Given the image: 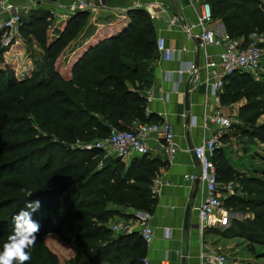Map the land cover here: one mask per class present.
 <instances>
[{
  "label": "trees",
  "instance_id": "obj_1",
  "mask_svg": "<svg viewBox=\"0 0 264 264\" xmlns=\"http://www.w3.org/2000/svg\"><path fill=\"white\" fill-rule=\"evenodd\" d=\"M203 1L231 37L264 35V0ZM88 18V13H77L50 41L49 12L42 6L29 11L22 16L21 35L42 50L47 70L19 80L15 69L20 58L0 67V250L12 232V217L28 200L39 199L41 208L33 218L41 228L26 264H58L45 245L49 234L76 252L68 264H144L147 245L141 232L115 235L109 224L122 218L121 208L153 214L154 180L168 163L145 155L129 164L109 160L100 168V151L72 146L106 138L112 129L129 131L137 123L163 122L149 114L143 95L159 60L156 29L144 9L125 11L70 54L66 67L58 64ZM22 45L4 48L0 38V62L7 52L19 53ZM242 99L248 101L239 111L245 125L242 136L251 146L264 145V123H259L264 118V82H255L250 74L228 77L220 105L229 107ZM226 139L225 134L222 142ZM213 160L220 184L236 186L224 207L256 215L251 227L234 220L224 235L253 241L259 230L264 232V171L240 173L223 148Z\"/></svg>",
  "mask_w": 264,
  "mask_h": 264
},
{
  "label": "crops",
  "instance_id": "obj_2",
  "mask_svg": "<svg viewBox=\"0 0 264 264\" xmlns=\"http://www.w3.org/2000/svg\"><path fill=\"white\" fill-rule=\"evenodd\" d=\"M62 1L69 2L68 0ZM105 4V9L108 12L103 13L98 25L96 22L90 28H86L80 38L74 42V51L92 38L99 26L109 22L107 20L109 16L135 8L144 9L150 15L157 38H164L167 45L176 52L186 50L184 53H176L174 59L169 62L162 60L159 55V60L154 66L153 81L149 88L143 91V95L149 103V114H155L173 126L176 142L180 147L176 161L168 165L166 169H162L159 174V178L163 182H168L169 185L161 187L156 193L157 205L149 222L154 230L155 240L151 247L146 246L143 262L148 259L150 264H201L200 254L208 249L229 253L231 256L234 254L243 255L246 251L245 247L250 244L247 242L243 246V243L246 242L245 239L225 237L224 232L227 228L208 229L203 232L200 230L198 209L202 199V186L197 180L194 182L185 180V176L200 174L193 149L199 146L204 138L212 135L214 127L211 131L204 129V119L207 115L218 111L225 114L232 110V115L229 117L233 120V126L226 130L227 139L221 148L225 150L233 167L244 174H248L251 168L260 172L264 171L259 169L264 165V157L258 156V152H254L258 148L264 149V145L251 146L248 139L242 136L245 125L239 117V111L247 105L248 101L242 99L229 107H222L212 96L210 88L202 83H189L187 77L181 79L175 74L189 67L190 64L202 68L207 62L205 55L215 59L221 53V49L217 47L209 48L206 53L198 49L195 36L200 32L197 23L204 1L106 0ZM175 17L179 18L181 25L171 27L170 23ZM214 25L224 28L223 23L219 20L215 21ZM188 109L189 111H187ZM188 115H190L189 124L186 122ZM193 117H196V126L191 125ZM259 123H264L263 117L259 119ZM149 142L152 148L151 156L159 157L161 153L159 145L155 144L154 140ZM253 155L256 156L254 160H252ZM133 159L134 157H131L123 161L129 164ZM258 177L261 176L258 175ZM230 184L233 185L235 193V184ZM230 184H221L223 200L231 196L226 189ZM240 194L243 193L240 192ZM136 212L121 208L122 218L116 217L113 221L123 220L134 230L140 231ZM229 213L237 216V219L240 220L254 219V213L251 212L229 211ZM50 237L58 236L49 234L45 240ZM63 245L67 247V251L68 249L73 251L65 243ZM248 249L251 250V247L249 246ZM253 253L254 256H246L248 264L258 263L255 258L260 254H256L255 250Z\"/></svg>",
  "mask_w": 264,
  "mask_h": 264
},
{
  "label": "built area",
  "instance_id": "obj_3",
  "mask_svg": "<svg viewBox=\"0 0 264 264\" xmlns=\"http://www.w3.org/2000/svg\"><path fill=\"white\" fill-rule=\"evenodd\" d=\"M19 0L0 1V38L4 48L11 47L14 43L22 40L21 19L25 13L38 8L37 2L28 0V3L21 5ZM57 10H50L52 14L60 13L70 18L74 13H98L105 9L104 0H72L71 4L58 3ZM71 15V16H69ZM215 20L212 8L208 3L201 7L198 16L197 26L200 29L195 36L198 49L207 52L209 48L217 47L221 53L214 59L205 55L207 62L203 67L190 64L175 73L179 78L187 77L189 83L203 84L210 88L211 94L216 102L220 104L226 79L234 74H250L259 76L264 66V35L253 32L244 39L231 37L223 27L214 25ZM178 17L172 19L170 26H180ZM157 51L161 59L169 62L174 59L176 53H184L186 50L176 52L167 45L164 38L157 39ZM172 75V74H171ZM163 100V98H161ZM191 125L196 126V117L191 118ZM233 121L218 111L212 115H207L204 119L203 127L211 131L212 135L204 138L201 144L193 149V154L198 161L200 174L198 176H185V180L194 182L199 179L202 186V199L199 206L200 230L224 229L230 225L231 215L224 207V200L221 192V184L214 163V153L222 147V139L226 130L231 128ZM214 131V132H213ZM150 140H154L159 145V157L165 160L168 165L176 161L180 147L176 142V135L173 126L168 122L141 124L137 123L133 130L112 129L109 136L91 143L77 142L73 149L86 151L98 150L101 152L103 162L109 160H124L136 156L151 155ZM169 185L163 182L159 176L154 180L153 194H156L163 186ZM229 195H234L233 185L226 187ZM143 240L148 247H151L155 240L153 228L149 225L152 215L143 211L135 213ZM109 228L115 235L132 234L135 230L132 226L124 223L123 220L113 221ZM201 264H240L233 261L226 254H221L217 250L208 249L200 254ZM144 264H150L148 259Z\"/></svg>",
  "mask_w": 264,
  "mask_h": 264
},
{
  "label": "rangeland",
  "instance_id": "obj_4",
  "mask_svg": "<svg viewBox=\"0 0 264 264\" xmlns=\"http://www.w3.org/2000/svg\"><path fill=\"white\" fill-rule=\"evenodd\" d=\"M30 1L37 2L39 6H42L43 8H45V10H47L49 12V16H50V19H49L50 41H55V39L58 38L62 34L66 25L71 20V18L74 15H77V13L71 14L72 16L69 15L71 17L68 19L63 14L56 13L55 11H54L55 14H52L50 11L51 9L57 10V8L59 7L58 3H60L62 5L63 4H71L72 0H68L69 2L60 0L57 3H53V4H50V3L41 4L40 2H43V0H30ZM18 3L21 5H25L26 3H28V0H19ZM105 7H106V4H105ZM105 12H108V10L106 11V9H102L98 13H93V14L88 12L89 18L87 20V23L80 30L75 41L80 38V35H82V33L86 30V28H90L96 22L98 25L99 19L102 18L103 13H105ZM114 14L115 15L109 16L107 19V20H109V22L103 23V25L101 27L105 26L106 24H112L115 21V19H117L120 16V14H122V13H120V14L114 13ZM103 22H106V21L103 20ZM95 27H97V26H95ZM101 27L99 26L98 28L100 29ZM99 29H97V31ZM97 31H95L94 34H96ZM20 43H23V45L20 46V49L18 50L21 53L20 52L17 53V51L7 52L5 55H3V60H1V62H0V67L4 68L5 66H7V64L12 63L13 60H17V58H20L19 62H18L19 64L15 69L16 76L19 80H23V78L29 77L32 74V71L39 72L40 70L41 71L47 70V68H46L47 62H46L45 55L42 52V50H40L33 42L29 43V41L24 40V38H22ZM73 46H74V43H72L69 47H67L65 49L63 55L61 56L60 60L58 61V64L60 63L64 67H66V65L69 61V60H67V57L69 58V55L74 53V50H73L74 47ZM79 49H76L75 51H77ZM24 74H25V76H23ZM263 75H264V66H263L262 73H260L259 76H256V77L253 75L252 76L254 77L255 82H264V76ZM224 115L227 117L231 116L232 110H230V112L227 111ZM255 150L256 151H254V152H258L257 153L258 156L264 157V149L258 148V150L257 149H255ZM103 160L104 159L102 157V159L100 161L103 162ZM101 162H99V166H100ZM126 164H128V163H126ZM251 169H254V168H251ZM259 169L261 171L264 170V165L259 167ZM250 173H252V171L248 172V174H250ZM253 216H254V218L256 217L255 214H253ZM230 218H231V222H230V225L227 226V229L232 226V222L234 220L241 221L245 225H247L248 227H251L252 223L254 222V219H252V218L240 220V219H237V216H234V215H231ZM245 241L246 242L243 243V246H245V244H247V242L250 245H247L245 247L246 251L244 252L243 255L234 254L233 256H231L229 253H223V252H221V254H226L227 256L230 257L231 260L239 262L240 264H248V262H247L248 258L246 256H254L253 250H255L256 254H260L259 257L255 258L258 261L257 264H264V232L262 230H259L257 238H255L253 241H248V240H245ZM63 244L64 243L62 241H60V239L58 237H50L47 240H45L46 247L57 257L58 264H68L67 262L69 260H71L72 258H74L76 255V252L74 250L69 251V249H68V251H67V247H65ZM249 246L251 247V250L248 249Z\"/></svg>",
  "mask_w": 264,
  "mask_h": 264
},
{
  "label": "clouds",
  "instance_id": "obj_5",
  "mask_svg": "<svg viewBox=\"0 0 264 264\" xmlns=\"http://www.w3.org/2000/svg\"><path fill=\"white\" fill-rule=\"evenodd\" d=\"M40 208L39 199L28 200L12 217V232L0 250V264H26L31 260V249L41 228L40 223L33 217Z\"/></svg>",
  "mask_w": 264,
  "mask_h": 264
},
{
  "label": "water",
  "instance_id": "obj_6",
  "mask_svg": "<svg viewBox=\"0 0 264 264\" xmlns=\"http://www.w3.org/2000/svg\"><path fill=\"white\" fill-rule=\"evenodd\" d=\"M187 111H189V109H188ZM186 122H187V124L190 123V115L187 116V120H186ZM197 182H200L199 179L197 180Z\"/></svg>",
  "mask_w": 264,
  "mask_h": 264
}]
</instances>
